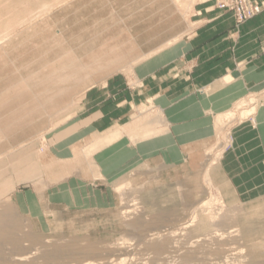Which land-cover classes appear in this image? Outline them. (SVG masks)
Wrapping results in <instances>:
<instances>
[{"label": "rangeland", "instance_id": "374dc122", "mask_svg": "<svg viewBox=\"0 0 264 264\" xmlns=\"http://www.w3.org/2000/svg\"><path fill=\"white\" fill-rule=\"evenodd\" d=\"M199 1L0 0V264H264V172L213 173L254 95L217 116L189 164L145 161L116 180L94 156L122 133L93 140L73 125L83 101L134 86L142 64L189 35ZM137 113L153 125L132 129L134 142L165 130L152 101ZM70 177L91 179L78 183L84 198L51 203L48 188ZM18 190L35 192L29 212Z\"/></svg>", "mask_w": 264, "mask_h": 264}, {"label": "crops", "instance_id": "0c3cea01", "mask_svg": "<svg viewBox=\"0 0 264 264\" xmlns=\"http://www.w3.org/2000/svg\"><path fill=\"white\" fill-rule=\"evenodd\" d=\"M253 1L263 3L262 11L238 24L232 11L217 8L214 0H200L191 15L195 28L142 64L134 86L120 82L113 99L101 103L92 96L83 101L74 126L87 129L93 140L111 131L122 133L94 156L109 180L145 161L167 167L189 164L215 137L217 116L251 95L257 98L255 111L234 125L231 149L223 153L213 173L215 180L228 183L241 169L255 180L264 172V0ZM151 101L163 113L166 128L134 142L132 129L143 133L149 119L144 122L137 110ZM79 181L86 180L70 177L56 182L48 188V199L82 200L86 190ZM85 183L90 185L91 179ZM86 189L88 195L99 191L96 185ZM34 193L14 194L26 212L36 203Z\"/></svg>", "mask_w": 264, "mask_h": 264}, {"label": "built area", "instance_id": "2783aa9c", "mask_svg": "<svg viewBox=\"0 0 264 264\" xmlns=\"http://www.w3.org/2000/svg\"><path fill=\"white\" fill-rule=\"evenodd\" d=\"M217 5L225 10L233 11L237 21L244 22L261 11V5L251 0H217Z\"/></svg>", "mask_w": 264, "mask_h": 264}, {"label": "bare ground", "instance_id": "6f19581e", "mask_svg": "<svg viewBox=\"0 0 264 264\" xmlns=\"http://www.w3.org/2000/svg\"><path fill=\"white\" fill-rule=\"evenodd\" d=\"M241 253V252H240Z\"/></svg>", "mask_w": 264, "mask_h": 264}]
</instances>
